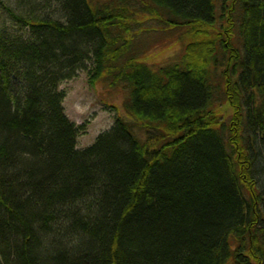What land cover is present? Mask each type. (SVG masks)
<instances>
[{"label": "trees", "instance_id": "obj_1", "mask_svg": "<svg viewBox=\"0 0 264 264\" xmlns=\"http://www.w3.org/2000/svg\"><path fill=\"white\" fill-rule=\"evenodd\" d=\"M0 11L23 30L0 23V264H264V0ZM144 18L178 60L144 61ZM89 64L134 121L78 150L59 85Z\"/></svg>", "mask_w": 264, "mask_h": 264}, {"label": "rangeland", "instance_id": "obj_2", "mask_svg": "<svg viewBox=\"0 0 264 264\" xmlns=\"http://www.w3.org/2000/svg\"><path fill=\"white\" fill-rule=\"evenodd\" d=\"M15 3L16 0H12ZM1 14L0 23L9 29L12 34L22 33L23 30L11 23L6 14ZM10 18V17H9ZM11 19V18H10ZM139 27L137 46L142 51V57L153 67L166 66L178 60L185 47L177 34L172 35L158 23L142 19ZM80 71L79 75L71 80L63 82L60 90L65 93L63 108L65 114L77 127L78 150L93 146L97 137L112 128L117 118L133 122L134 119L126 112L125 102L129 97V90L122 87L113 88L106 81L90 84L89 70ZM135 133L143 137L140 128H135Z\"/></svg>", "mask_w": 264, "mask_h": 264}]
</instances>
